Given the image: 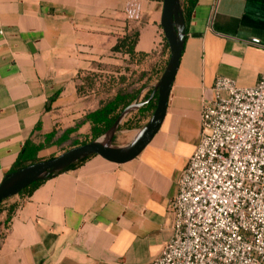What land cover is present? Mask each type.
Wrapping results in <instances>:
<instances>
[{
	"label": "crops",
	"instance_id": "0c3cea01",
	"mask_svg": "<svg viewBox=\"0 0 264 264\" xmlns=\"http://www.w3.org/2000/svg\"><path fill=\"white\" fill-rule=\"evenodd\" d=\"M161 12L162 0H0V181L24 145L40 161L90 141L80 122L97 104L78 93L81 76L126 58L111 50L125 33L159 56ZM263 71L264 0H196L150 142L128 162L92 155L6 200L17 206L0 214V264H150L171 236L176 180L214 79L248 87Z\"/></svg>",
	"mask_w": 264,
	"mask_h": 264
},
{
	"label": "built area",
	"instance_id": "2783aa9c",
	"mask_svg": "<svg viewBox=\"0 0 264 264\" xmlns=\"http://www.w3.org/2000/svg\"><path fill=\"white\" fill-rule=\"evenodd\" d=\"M169 240L150 264H264V71L217 76L176 180Z\"/></svg>",
	"mask_w": 264,
	"mask_h": 264
},
{
	"label": "water",
	"instance_id": "95a60500",
	"mask_svg": "<svg viewBox=\"0 0 264 264\" xmlns=\"http://www.w3.org/2000/svg\"><path fill=\"white\" fill-rule=\"evenodd\" d=\"M180 2V0H162L160 27L167 44V62L151 95L137 105L139 107L148 102L156 94L155 107L144 126L140 128L138 136L126 146L110 145L120 120V114L126 113L132 106L136 107V105H131V102L119 114L113 125L102 134H110L108 144H102L98 141L101 135L94 140L71 147L56 156L27 164L6 174L0 181V202L3 201L2 203H4L6 200L18 195L19 191L30 183L46 179L85 157L96 155L107 162L122 164L139 155L161 125L170 87L178 67L185 33Z\"/></svg>",
	"mask_w": 264,
	"mask_h": 264
},
{
	"label": "trees",
	"instance_id": "16d2710c",
	"mask_svg": "<svg viewBox=\"0 0 264 264\" xmlns=\"http://www.w3.org/2000/svg\"><path fill=\"white\" fill-rule=\"evenodd\" d=\"M180 5L182 9V15L184 19L185 27L189 21L190 13L195 4L196 0H180ZM137 40V32L125 33L117 37L115 45L112 47V51L119 52L122 55H126L128 62L133 63L137 69H128L126 71V76H120L116 82L114 77L108 76V79H104L105 83L102 85L93 78H88L87 76L81 79L82 83L77 86V91L81 95L93 94L94 101L96 102V108L94 110H89L80 123L88 121L90 123V136L91 140L96 139L101 136L105 131H107L115 122L119 114L138 96L141 88H143L144 80L147 79L149 74L147 70L143 69V64L152 60L157 54L154 52L151 53H141L134 50L135 43ZM167 49V44L165 39L162 38V47L160 54L165 52ZM103 66V65H102ZM155 66V65H154ZM150 69L152 68L149 65ZM100 78V75L98 76ZM100 85V87L97 86ZM144 98H148V93L144 95ZM144 99V100H145ZM156 102V94L146 103H143L137 110V113L130 119H127L123 123L124 128H133L137 126V123L143 119L149 112L153 111ZM79 123V124H80ZM52 134L48 135L47 138H50ZM90 140V141H91ZM81 144L85 141H81ZM41 147V146H40ZM39 146H36L32 149H26V145L23 146L19 155L17 156L14 164L11 169L6 173H10L18 168H21L27 165L28 162L33 163L36 161L35 153L38 150ZM87 157L78 160L75 163L70 164L63 170L73 168L80 164ZM5 174V175H6ZM44 179L37 180L22 190L19 191L18 195L22 198L29 196L33 190L42 183ZM5 201V200H4ZM2 202H0V214L2 211L5 212V221L9 220L11 213L16 208L17 203H10L5 207H2Z\"/></svg>",
	"mask_w": 264,
	"mask_h": 264
},
{
	"label": "rangeland",
	"instance_id": "374dc122",
	"mask_svg": "<svg viewBox=\"0 0 264 264\" xmlns=\"http://www.w3.org/2000/svg\"><path fill=\"white\" fill-rule=\"evenodd\" d=\"M166 62H167V49L165 50V53L163 52L159 56H155L152 60H149V62H145V64L142 65L143 69L147 70V73L149 74V76L147 79L145 78L143 88H141L140 92L138 93V96L131 103V105H136V107L132 110L127 111L124 115H122L124 112L120 114V120L118 122L115 133L110 141V145L112 146L128 145L130 142H127L126 138L129 137V134L132 131L140 130V128L144 126V124L146 123V120L148 119L152 111L149 112L143 119H141L139 123H137L136 127L124 128L122 125L127 119L132 118L137 113V110L140 107V106L137 107V105L141 103L142 101L146 100L144 98V95L146 93H148V97L151 95L166 65ZM149 65L152 67L151 69ZM128 69H137V67L134 66L133 63L128 62L127 57L126 58L120 57L117 63L111 64L109 66L105 65L102 67H98V69L96 68V72H88V74L85 73L83 76H81V79L85 76H87L88 78H91L92 75H95L93 76V78L96 80L97 83L99 82L102 85L103 83H105L103 82L105 81L104 79L107 80L108 76H111V77H114L117 82L120 76L128 75L126 74V71ZM99 75H100V78L98 77ZM97 86L100 87L99 84H97ZM88 140L89 139L84 140L85 143L88 142ZM6 204L7 202H4V204L2 205H6Z\"/></svg>",
	"mask_w": 264,
	"mask_h": 264
},
{
	"label": "bare ground",
	"instance_id": "6f19581e",
	"mask_svg": "<svg viewBox=\"0 0 264 264\" xmlns=\"http://www.w3.org/2000/svg\"><path fill=\"white\" fill-rule=\"evenodd\" d=\"M132 109H134V106L130 107L127 111L132 110ZM138 134H139V132H132V133H130L129 134V139L131 141L134 140L138 136ZM109 139H110V134H105V135H102L98 141L100 143H102V144H108Z\"/></svg>",
	"mask_w": 264,
	"mask_h": 264
}]
</instances>
